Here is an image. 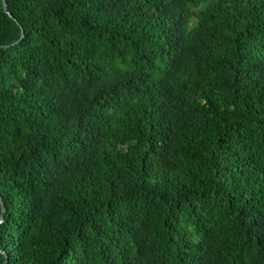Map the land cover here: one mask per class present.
<instances>
[{
  "label": "trees",
  "instance_id": "trees-1",
  "mask_svg": "<svg viewBox=\"0 0 264 264\" xmlns=\"http://www.w3.org/2000/svg\"><path fill=\"white\" fill-rule=\"evenodd\" d=\"M5 2L0 264H264V0Z\"/></svg>",
  "mask_w": 264,
  "mask_h": 264
},
{
  "label": "water",
  "instance_id": "water-1",
  "mask_svg": "<svg viewBox=\"0 0 264 264\" xmlns=\"http://www.w3.org/2000/svg\"><path fill=\"white\" fill-rule=\"evenodd\" d=\"M2 2H3V11H4L5 13H7L10 17H12V14L7 10V4H6L5 0H2ZM14 20H15V18H14ZM22 36H23V31L21 30V35H20V37H22ZM6 46H8V45H6ZM2 212H3V204L1 203L0 222H1L2 219H3V213H2ZM6 259H7V258H5V260H4V262H3L2 264L5 263Z\"/></svg>",
  "mask_w": 264,
  "mask_h": 264
}]
</instances>
